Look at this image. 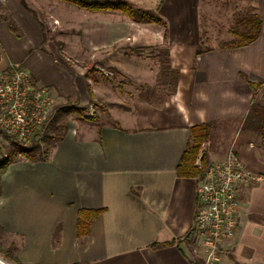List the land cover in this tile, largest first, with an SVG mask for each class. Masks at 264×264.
I'll list each match as a JSON object with an SVG mask.
<instances>
[{
    "label": "crops",
    "instance_id": "obj_1",
    "mask_svg": "<svg viewBox=\"0 0 264 264\" xmlns=\"http://www.w3.org/2000/svg\"><path fill=\"white\" fill-rule=\"evenodd\" d=\"M128 2L136 7L151 2L140 8L155 11L167 26L94 18L82 44L111 49L105 64L119 70L114 74L68 67L46 45L43 21L28 0V8L19 0H0V69L22 64L51 88L56 102L51 122L57 112L62 122L67 114L57 104L85 111L108 103L107 121L76 120L57 138L54 127L47 159L17 152L0 173V250L7 260L0 258V264H197L204 257L190 235L198 175L183 176L177 168L193 125L211 123L196 164L203 152L207 161L223 159L242 127L255 132L241 125L253 103L264 106V0L252 3V12L262 18L258 38L235 47L203 44L202 0ZM159 46L168 50L166 78L160 57L143 51ZM160 75L164 83L158 85ZM156 85L170 86L156 95ZM2 150L0 161L7 157ZM82 208L100 211L89 232L78 236ZM238 217L233 246L218 264H264V181L243 190Z\"/></svg>",
    "mask_w": 264,
    "mask_h": 264
},
{
    "label": "rangeland",
    "instance_id": "obj_2",
    "mask_svg": "<svg viewBox=\"0 0 264 264\" xmlns=\"http://www.w3.org/2000/svg\"><path fill=\"white\" fill-rule=\"evenodd\" d=\"M133 1L138 2L139 0ZM28 2L35 8L39 17L45 24L46 45L51 46L52 49L56 53H58L62 61L68 67L74 69L75 71L81 70L89 72L96 70L103 73H107V71H112L114 72V74L118 73L119 70H117L115 67L111 65L106 66L105 64V59L108 58V56L110 58L111 49L102 48L94 50L86 48L82 44V37L84 36V28L88 26L89 23H93L92 20L94 18H96L97 21L104 22L106 18L110 17L112 18L113 23L121 24L128 20V22L131 24L133 21H131V18H129L126 14H123L120 11L117 12L113 10H107V13L99 11L98 13L94 14L87 11L86 9H83L82 7H79L78 5L60 0H28ZM148 3L149 4H140L139 7L142 5V7L146 8L152 4L151 2ZM252 3L253 0H202L198 20L201 28L203 44L204 40L205 42L207 41L208 44L221 45L222 43L236 39V37L232 34V30L238 28L236 24L238 18L252 13ZM160 46L158 48H146L143 51L145 52L146 57L148 56L156 58L157 55L160 57V60L162 62V65L160 66L162 70H160V72L162 71L163 77L166 78L165 75L168 70L165 69V66L167 64L163 52L164 48ZM202 47L203 46H201V48ZM138 50L139 49L132 48V51L134 53H138ZM115 55L118 57L120 56L118 54ZM140 55L143 56L144 54ZM96 62L100 63L96 64ZM159 79L160 82L158 83V85L164 83V80L161 81L162 75H160ZM129 84L135 86V84L130 81ZM158 85H156L155 87L158 91L155 93L156 95L164 94V92H167L170 86L167 85L168 89L163 90V87ZM133 88V92H136V89H138L137 86ZM150 91H152V88H148V90L146 92H143V94L147 95ZM93 104H97L98 109L92 105L89 107L87 106V109L83 111L82 107L78 108L77 105H72L71 103H63L62 105L57 104L59 109L60 107H63V110L66 109L67 114L64 115L65 118L62 122L61 114L58 112L56 113L55 118L51 122L50 126L38 140L41 148L50 151L52 143L55 142L56 138L64 133L65 128L67 129L68 127H70L76 120L91 124L96 122H104V120L107 121L106 113L108 103L96 102ZM78 111H81L82 113H79ZM64 122L66 125L63 124ZM243 123L244 124H242L241 126H245L247 124L245 123V121ZM54 127L58 128V130H56L55 132L56 138L55 140L48 141V134H50L51 130H54ZM61 128H63L64 130ZM242 129L243 133L241 132L242 134L237 139L239 143L242 142V145L237 144V141H233L231 145L228 146L226 154L229 151L234 150L244 159V161L250 168L264 173V142L262 140L260 132L258 128L255 129V132L245 130V128L243 127ZM51 134H53V131L51 132ZM0 137V144L2 146V148L0 147V149H3V153L7 152L6 158H10V160L15 159L21 145L15 140V138L8 136L1 131ZM51 138H54V136H52ZM206 142L203 143L202 148L205 146L204 144ZM207 147L208 146H206V148ZM204 150L206 151V149ZM192 238L193 237L191 236V240ZM3 244L4 241L0 240V245ZM195 249L197 250V248ZM3 255V252L0 250V258L5 260L6 255L4 257ZM201 261L202 260L200 259L197 264H201Z\"/></svg>",
    "mask_w": 264,
    "mask_h": 264
},
{
    "label": "built area",
    "instance_id": "obj_3",
    "mask_svg": "<svg viewBox=\"0 0 264 264\" xmlns=\"http://www.w3.org/2000/svg\"><path fill=\"white\" fill-rule=\"evenodd\" d=\"M56 107L50 87L39 83L22 64L0 69V131L22 146L38 141ZM197 203L192 241L203 249L201 264H218L239 230L243 190L264 181V173L250 168L234 150L221 160L198 164Z\"/></svg>",
    "mask_w": 264,
    "mask_h": 264
},
{
    "label": "trees",
    "instance_id": "obj_4",
    "mask_svg": "<svg viewBox=\"0 0 264 264\" xmlns=\"http://www.w3.org/2000/svg\"><path fill=\"white\" fill-rule=\"evenodd\" d=\"M25 7L28 8L26 0H19ZM68 3L78 5L79 7L103 11V10H114L120 11L128 15L133 21L140 23H157L167 26L166 22L160 17L155 11L146 10L140 7H136L126 0H61ZM237 29L232 30V34L236 39L225 42L223 45L229 47L243 46L253 42L258 38L262 26V18L258 13L252 12L248 15L242 16L236 21ZM42 29L44 35V41H46V27L42 22ZM201 48L198 49V52ZM165 55L168 56V50H164ZM168 62V58H166ZM166 67L170 69V65L167 64ZM176 72V70H171ZM260 84H258L259 86ZM84 109V108H83ZM82 109V110H83ZM245 123L250 124L254 129L258 128L262 140L264 142V106L253 103L250 110L245 118ZM211 123H201L196 124L191 127L192 141L188 145L187 150L184 152L182 159L178 165V174L183 176H196L202 171V168L196 164L197 157L202 149V145L206 142L210 135ZM18 153L23 157L30 160H45L49 156V151L42 149L38 141L33 142L28 147H21ZM10 158H5L0 161V170L2 173L7 164L10 162ZM207 162L206 153L203 152L201 157V163ZM100 210L98 209H86L82 208L78 213V223H77V234L82 236L89 232V225L92 217L96 216ZM1 230V228H0ZM192 235V232L190 233ZM155 247L160 246V244H155Z\"/></svg>",
    "mask_w": 264,
    "mask_h": 264
},
{
    "label": "water",
    "instance_id": "obj_5",
    "mask_svg": "<svg viewBox=\"0 0 264 264\" xmlns=\"http://www.w3.org/2000/svg\"><path fill=\"white\" fill-rule=\"evenodd\" d=\"M3 260V259H2Z\"/></svg>",
    "mask_w": 264,
    "mask_h": 264
}]
</instances>
